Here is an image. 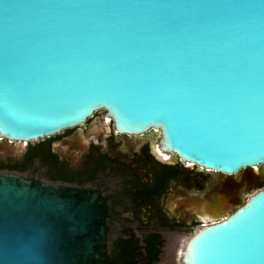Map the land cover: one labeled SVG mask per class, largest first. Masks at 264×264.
I'll list each match as a JSON object with an SVG mask.
<instances>
[{"label":"water","instance_id":"water-1","mask_svg":"<svg viewBox=\"0 0 264 264\" xmlns=\"http://www.w3.org/2000/svg\"><path fill=\"white\" fill-rule=\"evenodd\" d=\"M97 112L120 134L159 132L183 162L251 177L264 0H0V138L39 142ZM107 209L97 190L0 171V264H133L127 242L109 252ZM181 264H264V187L198 230Z\"/></svg>","mask_w":264,"mask_h":264},{"label":"flooded vegetation","instance_id":"flooded-vegetation-1","mask_svg":"<svg viewBox=\"0 0 264 264\" xmlns=\"http://www.w3.org/2000/svg\"><path fill=\"white\" fill-rule=\"evenodd\" d=\"M105 117L97 112L39 142L0 138V171L102 193L109 252L115 255L127 242L133 264H148V238L158 239L161 255L173 243L175 255L177 242L185 246L198 230L224 221L264 187L263 172L226 175L183 162L162 150L160 133L120 134Z\"/></svg>","mask_w":264,"mask_h":264},{"label":"trees","instance_id":"trees-1","mask_svg":"<svg viewBox=\"0 0 264 264\" xmlns=\"http://www.w3.org/2000/svg\"><path fill=\"white\" fill-rule=\"evenodd\" d=\"M147 250H148V264H157L160 262V255H161V243L156 239L148 238L146 240Z\"/></svg>","mask_w":264,"mask_h":264},{"label":"bare ground","instance_id":"bare-ground-1","mask_svg":"<svg viewBox=\"0 0 264 264\" xmlns=\"http://www.w3.org/2000/svg\"><path fill=\"white\" fill-rule=\"evenodd\" d=\"M106 119H107V117L104 118V122L108 120V119L107 120ZM24 143H26V142H24ZM254 170L260 171V172H263L264 173V168L263 167H257ZM108 249L110 251V245H109ZM183 249H182V251H183ZM118 250H119V246L116 248V252ZM166 251H167V257L165 258V260H164V262L162 264H173V262H174L173 261V257H174V253H173L174 252V247L168 245V248L166 249ZM182 251H180L179 258H180V255H181V252Z\"/></svg>","mask_w":264,"mask_h":264},{"label":"rangeland","instance_id":"rangeland-1","mask_svg":"<svg viewBox=\"0 0 264 264\" xmlns=\"http://www.w3.org/2000/svg\"><path fill=\"white\" fill-rule=\"evenodd\" d=\"M167 245H170L172 247H174V244L173 243H169ZM177 246L176 249H175V255L173 257V264H181V255H182V252H181V255H180V258H179V254H180V251H182V249L184 248V245L182 244L181 241L177 242ZM168 248V246L165 248V251H164V254H162V258H161V263L162 264L165 260V258L167 257V251L166 249Z\"/></svg>","mask_w":264,"mask_h":264}]
</instances>
